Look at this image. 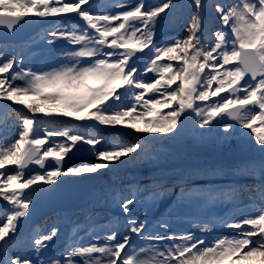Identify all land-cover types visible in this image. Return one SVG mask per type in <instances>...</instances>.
I'll use <instances>...</instances> for the list:
<instances>
[{"label":"snow or ice","instance_id":"6c2138e0","mask_svg":"<svg viewBox=\"0 0 264 264\" xmlns=\"http://www.w3.org/2000/svg\"><path fill=\"white\" fill-rule=\"evenodd\" d=\"M0 74V264H264V0H0Z\"/></svg>","mask_w":264,"mask_h":264},{"label":"rangeland","instance_id":"374dc122","mask_svg":"<svg viewBox=\"0 0 264 264\" xmlns=\"http://www.w3.org/2000/svg\"><path fill=\"white\" fill-rule=\"evenodd\" d=\"M99 2L101 4L105 3L106 0H99ZM3 75V74H0ZM255 127H257L259 129V122L257 121L254 125ZM246 131H250V130H246ZM106 134V133H105ZM84 154L82 153H78L76 157L73 158V160L71 161V163H77L79 159L82 158ZM6 167H11L6 166ZM16 184L15 182H13L12 187H15ZM60 206H52V207H44L42 208L36 215V221L40 226H44L46 223L48 222H52V221H56L58 219L61 218L63 211H61ZM161 208H165L163 205L159 206L158 209H154L155 211L161 210ZM166 210V209H165ZM152 219V217H150V220ZM153 221H155V218L153 219ZM176 226L178 227H183V224H177ZM62 230L66 231V228H63L62 226Z\"/></svg>","mask_w":264,"mask_h":264},{"label":"bare ground","instance_id":"6f19581e","mask_svg":"<svg viewBox=\"0 0 264 264\" xmlns=\"http://www.w3.org/2000/svg\"><path fill=\"white\" fill-rule=\"evenodd\" d=\"M144 51L146 52L147 49H144ZM166 111H167V109H161V112H166ZM138 126L139 127H143L144 125L141 122L140 124H138ZM106 135H107V133H106ZM0 171H2V170H0ZM153 211L156 213V216L155 217H152V219H151V221L154 223L155 221H153V219L156 218V217H158L161 213L165 212L166 210H165V208H161V210H158V211L153 210ZM176 227H178V226H176Z\"/></svg>","mask_w":264,"mask_h":264},{"label":"trees","instance_id":"16d2710c","mask_svg":"<svg viewBox=\"0 0 264 264\" xmlns=\"http://www.w3.org/2000/svg\"><path fill=\"white\" fill-rule=\"evenodd\" d=\"M252 139L254 140V136L252 137ZM233 148L235 149V148H237V145H236V142L235 141H233ZM191 150V149H190Z\"/></svg>","mask_w":264,"mask_h":264},{"label":"water","instance_id":"95a60500","mask_svg":"<svg viewBox=\"0 0 264 264\" xmlns=\"http://www.w3.org/2000/svg\"><path fill=\"white\" fill-rule=\"evenodd\" d=\"M63 210V209H62Z\"/></svg>","mask_w":264,"mask_h":264}]
</instances>
